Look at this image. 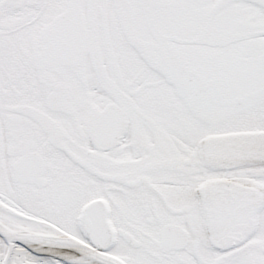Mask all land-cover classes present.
I'll list each match as a JSON object with an SVG mask.
<instances>
[{
  "label": "snow or ice",
  "instance_id": "6c2138e0",
  "mask_svg": "<svg viewBox=\"0 0 264 264\" xmlns=\"http://www.w3.org/2000/svg\"><path fill=\"white\" fill-rule=\"evenodd\" d=\"M0 264H264V0H0Z\"/></svg>",
  "mask_w": 264,
  "mask_h": 264
}]
</instances>
